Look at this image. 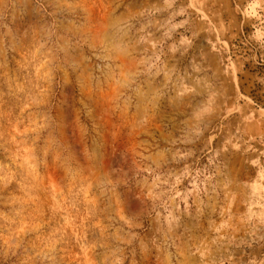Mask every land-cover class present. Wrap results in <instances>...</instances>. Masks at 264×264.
I'll return each mask as SVG.
<instances>
[{"label": "rangeland", "instance_id": "1", "mask_svg": "<svg viewBox=\"0 0 264 264\" xmlns=\"http://www.w3.org/2000/svg\"><path fill=\"white\" fill-rule=\"evenodd\" d=\"M0 264H264V0H0Z\"/></svg>", "mask_w": 264, "mask_h": 264}]
</instances>
